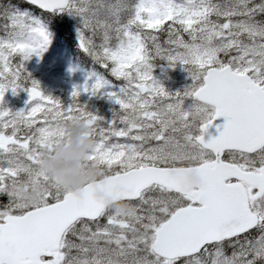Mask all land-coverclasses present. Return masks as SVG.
Returning <instances> with one entry per match:
<instances>
[{"label": "snow or ice", "instance_id": "obj_1", "mask_svg": "<svg viewBox=\"0 0 264 264\" xmlns=\"http://www.w3.org/2000/svg\"><path fill=\"white\" fill-rule=\"evenodd\" d=\"M25 2L49 18L0 8V264H264V0ZM65 16L79 21V49L122 83L92 68L69 103L43 91L25 62L43 58ZM157 61L183 65L193 83L169 91ZM9 90L30 107H8ZM83 95L119 108L106 121ZM77 117L97 141L89 166L103 169L79 191L43 163ZM193 172L202 185L187 183ZM25 187H41L40 200ZM99 190L134 210L122 216Z\"/></svg>", "mask_w": 264, "mask_h": 264}, {"label": "rangeland", "instance_id": "obj_2", "mask_svg": "<svg viewBox=\"0 0 264 264\" xmlns=\"http://www.w3.org/2000/svg\"><path fill=\"white\" fill-rule=\"evenodd\" d=\"M112 3H116L117 0H110ZM129 5H134L137 0H125ZM217 2H222V0H217ZM5 6V4H3ZM129 13H123V18L126 20ZM70 17V16H68ZM70 19H74V22H71L73 27H77L79 21L76 18L70 17ZM1 24V23H0ZM1 28V27H0ZM2 36V35H1ZM160 41L163 43L167 40V32L159 33ZM185 39H188L185 36ZM96 43H100V37H96ZM115 43V40H113ZM79 53V52H78ZM66 51L63 49L60 50V47L55 46L51 43L48 50L44 53L43 58L38 56H33L30 60L25 62L26 70L31 73V75H37L39 77H34L41 84L42 88L45 89L47 94H50L56 98L62 100L59 93L66 89V96H69V93H72L74 86L77 84H83L86 79V74L80 70L75 73L70 72V68L73 66L66 59ZM80 56V55H79ZM222 58H224L222 56ZM89 66L86 69V72L89 69L99 67L100 72L108 71L103 69L99 64H95L93 60H91ZM158 66L154 69V75L156 78L162 81L164 86L172 92L181 91L187 86L191 85L193 81L190 78L189 73L185 70L183 65H177L175 68H171L168 66L167 61H157ZM109 79L115 82L114 77H109ZM68 87V88H67ZM28 99L27 92L22 91L18 95H14L11 90L6 94L5 100L8 107L12 110H20L21 106ZM81 102L89 105L90 110L97 112L98 115L104 117L106 121H110L114 115V109H118L119 106L115 105L112 101H109L104 98L99 97H89L88 95H83L81 97ZM66 103L71 101V98H66L62 100ZM8 203V197L4 195H0V204ZM101 223H104L102 220ZM226 251L228 254H231L232 249L227 248Z\"/></svg>", "mask_w": 264, "mask_h": 264}, {"label": "clouds", "instance_id": "obj_3", "mask_svg": "<svg viewBox=\"0 0 264 264\" xmlns=\"http://www.w3.org/2000/svg\"><path fill=\"white\" fill-rule=\"evenodd\" d=\"M70 133V141L61 144L53 156H46L43 160L44 167L61 183L72 190L79 191L90 182L98 181L101 178L103 169L99 166H89L90 157L96 147V137L93 134V126L84 117H77L67 125ZM187 183L192 187L204 183V178L193 172L189 175ZM43 189L37 187L33 190L25 187L23 194L29 202L35 203L40 200ZM97 198L104 200L108 206L127 217L135 208V205L128 201H117L113 196L104 190L97 192Z\"/></svg>", "mask_w": 264, "mask_h": 264}, {"label": "water", "instance_id": "obj_4", "mask_svg": "<svg viewBox=\"0 0 264 264\" xmlns=\"http://www.w3.org/2000/svg\"><path fill=\"white\" fill-rule=\"evenodd\" d=\"M225 122V118H220L218 119L215 124L209 129L208 134L206 136V139H211L214 136H218L219 135V130L217 129L216 125H220L223 124Z\"/></svg>", "mask_w": 264, "mask_h": 264}]
</instances>
